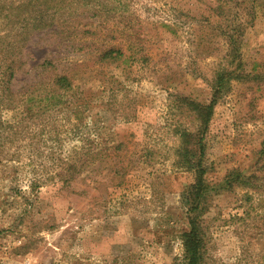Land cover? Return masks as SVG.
Listing matches in <instances>:
<instances>
[{
  "label": "rangeland",
  "instance_id": "374dc122",
  "mask_svg": "<svg viewBox=\"0 0 264 264\" xmlns=\"http://www.w3.org/2000/svg\"><path fill=\"white\" fill-rule=\"evenodd\" d=\"M28 1L0 0V73L12 74L0 101V264H181L193 175L173 166V132L195 125L178 99L209 102L215 72L237 64L217 2L116 0L65 14L36 2L20 12ZM243 2L244 32L228 35L259 81L233 80L205 133L202 264H264V0ZM108 48L134 57L99 62ZM45 61L88 104L80 121L45 101ZM79 122L105 147L121 143L111 164H128L124 183L103 159L73 189L61 186L68 153L83 144ZM233 172L246 184L227 189Z\"/></svg>",
  "mask_w": 264,
  "mask_h": 264
},
{
  "label": "trees",
  "instance_id": "16d2710c",
  "mask_svg": "<svg viewBox=\"0 0 264 264\" xmlns=\"http://www.w3.org/2000/svg\"><path fill=\"white\" fill-rule=\"evenodd\" d=\"M115 1L116 0H29L27 3L25 2V4H19L18 10H20V12L24 11V9H26L24 7L29 8L30 5L38 2V4L44 6V9H51L55 12L65 14L64 12L72 5L83 7L91 5L94 8L100 9L101 6L112 7ZM215 1L217 2V15H224L218 18L217 23L223 28L224 33L227 34L229 46L228 56L230 58L228 64H237L233 69L223 66L215 72L211 84L212 93L209 102L202 103L187 97H179L178 99L180 106L191 116L195 125L193 129L177 127L173 132L175 136H177V144L172 148L173 166L176 169L190 172L193 175V183L187 187L184 197V202L187 206L186 215L188 228L180 234L183 247L181 264H202L205 244V235L202 229V214L207 209L205 204L207 199V186L204 183V175L207 171V165L205 163V133L208 130L215 103L222 94L229 90V85L233 80H242L245 78L251 81H259V76L257 74L245 72L243 69L244 63L239 59L241 54L237 39L233 38L232 35H228L243 34L244 32L243 28L247 23L235 20V17H238L245 9L243 0ZM230 2L233 3L234 8H232V5H229ZM118 4L120 5V2H118ZM253 14H255L254 11L251 17H254ZM132 57L134 56H125L120 49L108 48L100 54H97L96 59L106 64L120 62V64L122 63L128 66V61ZM11 69L12 67L10 66L5 70L12 72ZM55 70L56 68L52 61H45L41 65V76L48 73L47 77L50 79V91L48 93L50 98L45 97L44 99L49 103V106H52L54 109L65 106V109L69 110L71 116L77 121H80L81 112L79 108H87L88 104L85 101V104L84 102L81 104L79 99L76 98L79 91L72 83L71 78L65 73H56ZM3 75H5V71L0 73V101L4 96L3 93L9 89V80L12 74L7 76ZM78 96H80V93ZM81 123L82 122H79V124L75 123L72 129L77 133V131H80L83 127L82 139H80L83 144L78 148L73 147L68 153L67 160L58 173L61 186L73 189L80 181V175L84 169L96 164L98 165L99 161L103 159L109 162L111 167L110 174L118 175L120 179L118 185L124 183L125 178H127L130 173L128 164L124 165L121 161H118L116 165L111 164V152L115 154L119 151L121 143L105 147L94 138L95 136H93V134L96 135V131L91 128L92 125L89 126L88 123H85L81 126ZM118 165H120V167ZM243 178L244 176L242 177L240 172L229 173L227 179L224 181V187L229 189L234 185L244 186L246 182L243 181Z\"/></svg>",
  "mask_w": 264,
  "mask_h": 264
}]
</instances>
